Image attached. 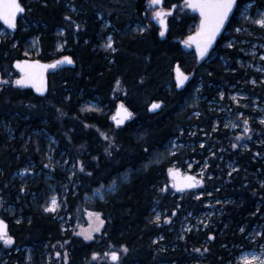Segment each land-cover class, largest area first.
Returning <instances> with one entry per match:
<instances>
[{"label":"trees","instance_id":"1","mask_svg":"<svg viewBox=\"0 0 264 264\" xmlns=\"http://www.w3.org/2000/svg\"><path fill=\"white\" fill-rule=\"evenodd\" d=\"M20 1L25 11L16 27L0 36V74L6 80L19 79L13 63L22 58L55 61L69 56L75 66L51 68L45 91L14 83L0 88V219L14 238L10 246L0 242V264H65V252L67 264H114L104 255L111 251L121 253L122 264H237L239 254L255 246L245 235L252 227L264 232V124L250 99L260 97L256 91L264 99V82L245 92L242 86L253 71L236 66L237 48L221 49L231 55L232 65L196 67L194 54L174 40L195 27L196 15L182 10L183 0H162L167 8L176 6L165 37L149 20V0ZM256 1L264 6V0ZM258 31L264 33V28ZM109 36L116 51L104 46ZM177 62L195 72L181 91L174 81ZM235 87L247 94V107L231 99ZM153 100L163 101L156 113L148 111ZM119 101L133 110L124 125L112 121ZM244 119L252 129L250 139L238 141L244 127L231 125H243ZM109 130L114 132L112 148L102 136ZM47 135L56 138L54 154L63 150L76 165L71 170L75 175L66 172L68 185L56 184L63 198L57 214L44 211L52 189L44 174L59 177L65 172L56 165L46 167ZM174 139L181 146L154 162L153 154ZM236 141L241 144L233 148ZM81 161L91 177L78 170ZM189 164L204 184L175 191L169 169L187 170ZM125 172L130 178L114 192L87 198ZM212 208L213 215L199 225L191 217L196 229L183 234L182 217H199ZM92 213L105 225L85 240L77 225ZM157 213L159 224L153 223ZM93 253L101 255L93 259Z\"/></svg>","mask_w":264,"mask_h":264},{"label":"snow or ice","instance_id":"2","mask_svg":"<svg viewBox=\"0 0 264 264\" xmlns=\"http://www.w3.org/2000/svg\"><path fill=\"white\" fill-rule=\"evenodd\" d=\"M149 3L151 5H158L161 3V0H149ZM185 6L190 7L194 10H199L200 12V26L198 31L196 32L194 37H189V40H193L196 43L197 52L199 56L203 59L205 56L208 55V50L212 47L213 42L215 41L217 35L221 33V30L225 28V22L229 19V14L233 12L234 8H238L239 5L237 4V0H185ZM255 6V0H249L248 4L245 7L244 13H243V19L245 22L251 21V23L259 25L261 28H264V10L257 9V12L255 16H249L248 10L253 8ZM25 9L21 6L19 0H0V17H2L10 27H16L15 19L16 16L19 13H23ZM170 13H161V12H155L154 17H163L165 15H168ZM79 28V25L76 26ZM236 32L243 31L242 28L234 29ZM160 35H164V31L160 32ZM187 43V41H186ZM105 47L112 49V51H116V49L113 47V42L111 40V37L108 38V43L105 45ZM228 47H234L232 43L228 44ZM255 55V53H253ZM261 60H264V56H261ZM61 62H67V63H73L71 57H64L63 61H58L57 63ZM24 64V67L21 69L24 71V76H22L20 79H16L15 81L6 80L4 78L3 74H0V88H3L4 85L7 84H16V85H24L28 82H37L39 81V86L37 87V91H41L45 87V81L43 78L42 71L37 72L34 69L37 67H46V66H39L37 64H28L27 62H20L17 61L16 66L21 67V64ZM50 67H55V65H51ZM258 71H264V69H258ZM187 80V77H184L183 80L180 81L181 84L184 83V81ZM119 84V81H117ZM253 84H256V81H252ZM220 97L223 98L224 93L221 92ZM232 100H237V97L233 96L231 97ZM244 107H247V105H243ZM121 110L125 113L124 119H128L132 116V113L129 112L123 104L120 105ZM161 108L160 103H152L151 110L159 109ZM264 111V109H262ZM195 115L199 116V113H195ZM240 117H244V113H239ZM119 123H123V120L119 121ZM261 124H264V119L260 120ZM226 128L229 127L228 124L224 125ZM232 127H237L236 124H232ZM243 126H244V132L241 134L240 137H237V140L243 139L244 137H248L250 139V136L248 135L252 129L249 126V120L244 119L243 120ZM105 140L108 139L107 136L104 137ZM201 147L204 145L201 144ZM238 144H232V147H237ZM111 147V145H110ZM246 147V145H245ZM105 151H108L105 149ZM145 151H147L145 149ZM215 155V153H213ZM259 155V153H257ZM51 161V158H49ZM79 168L78 170L80 172H84L87 176L91 177L93 174L91 172H85V164L84 162H78ZM151 163V161H149ZM51 163L49 165H46V167H51ZM148 165H145L147 167ZM73 168H76V165H73ZM235 171V169H233ZM24 172L29 171V169L25 168L23 170ZM173 170L169 169V172L172 173ZM75 175V173H73ZM231 175V173H229ZM175 180V177H174ZM117 184L116 180H113L111 184L108 185L109 188L113 189L115 188ZM204 184V179H197L194 176L188 175L183 177L181 181L178 183H173V187H176L178 191H184L185 189L195 188L199 187L200 185ZM103 187V186H102ZM261 187H264V181L261 182ZM23 190V189H22ZM167 187L162 188L161 191H166ZM96 192H101V189L94 190ZM210 195V193H209ZM103 194L101 192V198ZM199 198V197H197ZM47 203V207H45V211H51L55 212L57 209V199L55 197L50 198V203ZM217 203H220V201H217ZM3 206V201L0 199V207ZM176 213L173 212L172 215L174 216ZM165 220L168 223H171L170 217H165ZM161 222V215L156 214L155 220L153 223L159 224ZM105 225V221L103 219L98 218V227L95 228L93 231H100L101 227ZM241 233H244L245 229L240 228L239 229ZM81 235L84 236L85 240H92L94 237L89 233H81ZM256 235H260L264 237V232L256 233L253 232L251 234V238H254ZM163 237H161L162 239ZM210 240L215 239V237L210 236ZM0 242H3L4 245L10 246L14 244V238L8 234V228L7 224L3 219H0ZM122 251L126 253L128 251L127 246H121ZM196 252H200L201 249L197 248L194 249ZM203 251H208L207 248H205ZM61 253L57 252L56 256L59 257ZM93 259H98L101 255L100 253H93ZM105 256L109 257L111 261L114 262V264H122L121 259V253L119 251H111L110 253H105ZM67 252L64 253V260L65 264H67ZM245 264H249L247 257H244ZM251 259L255 261V264H264V244L259 245V252L258 254L256 252L252 253Z\"/></svg>","mask_w":264,"mask_h":264},{"label":"rangeland","instance_id":"3","mask_svg":"<svg viewBox=\"0 0 264 264\" xmlns=\"http://www.w3.org/2000/svg\"><path fill=\"white\" fill-rule=\"evenodd\" d=\"M248 2L243 7V10H242V13H241L242 16L240 15L242 19H243V13H244L245 7L248 4ZM180 7L183 10L184 5L181 3L180 4ZM257 9L264 10V6L263 7L258 6L257 5V1L255 0V6L253 8H251V9L248 10V15L249 16H255V14L257 12ZM160 10H164V9L161 6H159V5H151L149 3V20L151 21L152 18H153V16H154V13L155 12H158ZM254 10H256V12H253ZM147 25H148V27H152L154 25L157 28L158 31L161 30L160 29V26L157 25V24L156 25L155 24L152 25V24L149 23ZM138 28L140 30H144L145 29L144 26H141V27L138 26ZM5 34H6V28L5 27H0V36L2 37ZM109 37H111V36H109ZM108 38L105 41L104 46L108 43ZM111 40H112V38H111ZM36 42H37L36 40H33V43H32L33 44V48L36 46ZM61 46H62V43L59 44V47L60 48H61ZM183 57H184V55H183ZM262 61L263 60H261V58H259L258 64L260 65L259 67L264 68V64H263ZM253 63H255V61H253ZM246 67H247V68H245L246 70L249 69V70L254 71V68H253L254 65L249 64ZM258 69H255V70L258 71ZM262 72H263V81L262 82H264V71H262ZM199 87L200 86L197 87V89H196L197 91H199ZM234 96L239 99V98H242V97L243 98L247 97V94L246 93H242V94H238V95L235 94ZM90 102L93 105L94 104H97L96 101H90ZM253 108L254 109H257L259 111L258 121L260 122L261 119H264V111H262V109H264V99L263 100H260L259 103L253 105ZM115 109H114V111L112 113V116L115 113ZM236 125L239 128H243L244 127L241 123H237ZM234 128H236V127H234ZM102 136L103 137H105V136L108 137L107 140H105V138H104V140L106 142V146L108 144L109 145V148H112L113 145H114V142H113L114 132L112 130L105 131V132L102 133ZM46 137H48V141H49V145L47 146V149H46V152H45V156H44L45 159H46V161L48 162V164L51 163L52 165H56V166L62 168V170L65 172V173H62L61 175L59 174L60 175L59 177H55L51 173L48 174V172L44 174L45 175V179L50 183V186H52L51 194L49 196L48 203H50V198H52V197H55L57 199V202H58L57 203V209H56L55 212H51V211H46V212H51V213L57 214V213H59L62 210V206H63V202L62 201H63V198L60 195V193L56 190V184H61L62 185L61 186L62 188H64L66 185H68L69 182L66 181V180H69V179L66 178V172H68V173L70 172L71 173L72 172L71 170L73 169V165L74 164L69 161V158L65 155V151L62 150V152H60L58 154H54L55 153V147H56V143H55L56 138H54V136H52V135H47V136H45V138ZM235 143H237L238 145L241 144V143L239 144L238 141H236ZM110 145H111V147H110ZM179 146H181V143L178 140L174 139L169 146L165 147V149L163 151H161V152L160 151H157L155 154H153L152 160L154 162L155 161L162 160L164 157L167 156V154L169 153V151L171 152L172 150H176ZM49 158H51V161H50ZM190 164H192V162ZM190 164H189V168L187 170H184L185 172H190L189 170L192 167ZM230 165H232V163ZM199 172L202 174V170H200ZM193 173H195V172H193ZM18 174H20V172H18ZM40 174H41V172L37 173V175H40ZM197 176H199V175L197 174ZM129 178H130V173L129 172H125V173L119 175L118 177H116L114 179V180L117 181V184H116L114 190L111 189V188H109L108 185H100V186L96 187L94 190L101 189V192L103 194L102 198H104L106 194H108L109 192H114L117 189V187H118V185L120 183L126 181ZM94 190L92 191V193L90 195L87 196V198H89V199L90 198H92V199L93 198H101V192H96ZM196 195L197 196L200 195V192H197ZM211 205L214 206L213 203H211ZM45 207H47V204L44 206V211H45ZM213 211H214V208L209 209L206 212H202L200 214L201 216L198 215L199 217H195V215L192 216V214L185 215L184 217H182V219H181L182 222H180V227H181V231L183 232V234H184L185 231H189V230L193 229L192 227H194V229H196L195 228V224H191V221H192L190 219L191 217H193L195 219L196 225H199V224L203 223V221H205L206 219H208L210 216H212L213 215ZM62 217H63V214H62ZM66 218H69V215H66ZM98 218L99 219H102L101 216L98 215L97 213H92V214L87 215L83 219L82 225L81 226H78L77 225V227H78V231H77L78 234L81 235V233H85V234H89L90 233L93 236L96 232H98V231H93L95 228L98 227ZM67 220L68 219H65L64 222H67ZM76 221H77V218L75 219L74 222L76 223ZM253 232L261 233L262 232L261 231V227L260 226L259 227H255V228L252 227L251 228V231H249L245 235V238L249 239L251 242H254V245L255 246L252 247V248L243 250L239 254V256L237 257V264H245L244 257H247L249 264H255V261H253L251 259L252 253L253 252H256L258 254V252H259V245L264 244V239H263V241H260L259 240V237H262L260 235H256L254 238H251V234Z\"/></svg>","mask_w":264,"mask_h":264},{"label":"flooded vegetation","instance_id":"4","mask_svg":"<svg viewBox=\"0 0 264 264\" xmlns=\"http://www.w3.org/2000/svg\"><path fill=\"white\" fill-rule=\"evenodd\" d=\"M249 1V0H248ZM246 0H237V4L239 5L238 8H234L233 12L229 14V19L225 22V28L221 30V33L217 35L215 41L212 44V47L208 50V55L205 56L203 59L199 56L197 52V47L196 44L191 43L188 41V37L192 35L200 26V12L199 10H194L190 7L185 6V0H183V5L185 9H189L193 14L196 15V21H195V27L193 31L188 34L185 38L179 39L175 38V41H178L181 48L183 50H186L188 52H191L195 56V66L200 67L204 66L207 64H211V67L214 68V70L218 69V65L223 63L225 65H232L231 60V55H229L226 52L221 51L222 48L225 49H232L233 47H228L229 43H232L234 47H236V52H235V63L236 66L239 67L240 69L247 68L246 66L249 64L254 65V71L251 72V75L249 76V83L245 86H242L245 88V92L247 91L248 87L255 88L256 86H259L262 84L263 81V72L262 71H257L255 69H264L259 67L260 65L258 64L259 58L261 56H264V33L262 31H258L259 29H262L259 25L253 24L250 21L245 22L244 19L241 18V13L243 10L244 5L248 2ZM20 4L21 1L19 0ZM161 6L164 10H171V8H167L164 6V3L158 4ZM175 9L174 13L175 14ZM21 13H19L16 18V25L19 19ZM173 15L168 16V30H169V18ZM241 15V16H240ZM0 23L2 24L3 27H6L1 21ZM11 27L10 29H12ZM237 28H242L243 31L241 32H236L234 29ZM168 32V31H167ZM167 34V33H166ZM165 34V35H166ZM165 37V36H164ZM187 41V43H186ZM189 44L190 49L185 48L184 44ZM255 53V55H253ZM255 61V63H253ZM264 64V60L262 61ZM20 73V72H19ZM243 78L246 77V75L240 74ZM22 76L20 73L19 78ZM255 80L256 84H253L252 81ZM215 83V82H213ZM201 83L197 82V87L200 86ZM254 85V86H252ZM235 86V85H234ZM200 89V87H199ZM260 89V88H259ZM244 91L241 90V88L235 87V89L231 92L230 97H233L235 94H242L245 93ZM200 93V90L198 91ZM256 93L260 96L263 97L262 91H256ZM260 97H251V102L253 104L259 103L261 100ZM247 97L245 98H237L239 102H242L243 105H246L247 102ZM236 104L237 101L233 100ZM199 188V187H198Z\"/></svg>","mask_w":264,"mask_h":264},{"label":"water","instance_id":"5","mask_svg":"<svg viewBox=\"0 0 264 264\" xmlns=\"http://www.w3.org/2000/svg\"><path fill=\"white\" fill-rule=\"evenodd\" d=\"M175 8H176V6H174L169 11L160 10L158 12L170 13V14L165 15L163 17H154L153 16V18H152L162 28L161 31H164V35L167 32V28H168V16L173 15ZM0 19H3V18L0 17ZM2 22L5 23V21H2ZM7 25L9 26V24H7ZM198 29L192 35H190L189 37H194L196 32L198 31ZM189 37H188V41H190L193 44H196L193 40H189ZM184 46L187 47V48H190L189 44L185 43ZM20 62H27L28 64H37L38 63L39 66H46V67H42V68L41 67H37L36 69H34L37 72H41L42 71L43 78H44V81H45V87L41 91H45L47 89L48 70L51 68L50 66L51 65H55L56 62H45V61H41V60H39L37 58H28V59L22 60ZM16 64H17V61L14 62V68H17L18 70H20L24 74V71L21 70L24 67V64L22 63L21 67H17ZM173 70H174V74H175L174 81H175L176 89L180 90V91L184 90L186 88V86L188 85L189 81L194 77L195 72L188 73V72L184 71L182 69V67H180L178 62L174 65V69ZM22 76H24V75H22ZM184 77H187V80H185L184 83L181 84L180 81L183 80ZM25 85L26 86H32V87H34L37 90V87L39 86V81H37L35 83L28 82V83H25ZM152 103H160L161 104V108H162L163 103L161 101H153ZM151 105L149 107V110L151 112L156 113V112L161 110V108L155 109V110H151ZM125 108L127 109V107H125ZM129 112H131V111H129ZM131 113H133V112H131ZM124 116H125V113L121 110V108H119L117 114L114 115L115 123L116 124H120V125L125 124L130 118L124 119ZM121 120H123V123H119V121H121ZM169 175H170V178H171V186L172 187H173V183L174 182L178 183L179 181H181L183 179V177L188 176V175H191V176L196 177L197 179H200V177L197 176L196 173H190V172L184 173L181 169L173 170L172 173H169ZM174 177H175V180H174ZM173 188H174L175 191H178L176 187H173ZM195 188H197V187H195ZM190 189H193V188H190ZM190 189H185L184 191H188ZM7 228H8V226H7ZM8 234H9V230H8Z\"/></svg>","mask_w":264,"mask_h":264},{"label":"bare ground","instance_id":"6","mask_svg":"<svg viewBox=\"0 0 264 264\" xmlns=\"http://www.w3.org/2000/svg\"><path fill=\"white\" fill-rule=\"evenodd\" d=\"M161 3H162V0H161ZM16 20H17V18L15 19V23H16ZM0 21L2 22V21H5L4 19H0ZM6 27L5 28H7V29H10L11 27L10 26H8L7 24V22L5 21V23L4 22H2ZM158 25V24H157ZM160 29L162 30V28L160 27ZM161 30H160V32H161ZM167 31H168V28H167ZM159 32V33H160ZM167 33V32H166ZM165 33V34H166ZM161 36V35H160ZM165 36V35H164ZM164 36H161V37H164ZM185 48H187V47H185ZM188 49H190V48H188ZM65 57H69V56H65ZM64 58V57H63ZM63 58H60V59H57V60H55V61H45V62H56V64H55V66L57 65V64H64V65H69V66H75V62L73 61V59H72V61H73V63H67V62H61V63H57L58 61H63ZM25 59H28V58H22V59H17V60H15L14 62H16V61H22V60H25ZM37 59H39V58H37ZM39 60H41V59H39ZM41 61H43V60H41ZM176 64V63H175ZM13 66H14V63H13ZM181 67V66H180ZM51 68H53V67H51ZM50 68V69H51ZM16 70H18L17 68H15ZM49 69V70H50ZM49 70H48V72H49ZM22 75H24L23 74V72H21L20 70H18ZM22 77V76H21ZM20 77V78H21ZM19 78V79H20ZM174 79H175V74H174ZM153 101H161V100H153ZM153 101H151L150 103H149V105H148V111L150 112V113H154V112H151L150 110H149V107H150V105L152 104V102ZM162 103H163V101H161ZM121 104H123L125 107H127V109L129 110V111H131V112H133V110L127 105V104H125L123 101H119L118 103H117V105H116V109H115V113H114V115H116L117 114V112H118V109L120 108V105ZM114 115L112 116V121L114 122V124L115 125H120V124H116L115 123V120H114ZM132 116H133V113H132ZM131 116V117H132ZM130 117V118H131ZM129 121V120H128ZM127 121V122H128ZM126 122V123H127ZM125 123V124H126ZM122 125H124V124H122ZM177 169H181V168H179V167H174V168H172L171 170H177ZM184 173H187V172H185L183 169H181ZM170 173V172H169ZM190 173H193V172H191L190 171ZM170 176V175H169ZM201 179V178H200ZM6 223V222H5ZM7 224V223H6ZM8 226V225H7Z\"/></svg>","mask_w":264,"mask_h":264}]
</instances>
